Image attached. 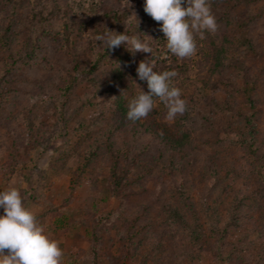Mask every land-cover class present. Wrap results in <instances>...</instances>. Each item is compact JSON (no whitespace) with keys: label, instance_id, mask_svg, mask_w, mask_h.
Here are the masks:
<instances>
[{"label":"trees","instance_id":"obj_1","mask_svg":"<svg viewBox=\"0 0 264 264\" xmlns=\"http://www.w3.org/2000/svg\"><path fill=\"white\" fill-rule=\"evenodd\" d=\"M143 3L144 0H91L93 10L90 13L76 14L71 0H0V119L12 111L10 102L13 94L21 92V85L16 81H30L25 78L24 73L25 77L20 78L22 68L46 72L55 64L56 59H53L47 43L52 40L61 41L67 54L64 73L60 78L44 86L36 94L34 91L31 93L28 89L24 90L29 99L33 100V96H37L50 101L58 119L57 126L35 127L32 113L36 105L28 100L23 107L20 122L15 125L11 123L7 130L11 139L7 143L10 162H7L4 174H13L17 157L24 150H28L26 156H29L38 147L49 149L57 138L64 143L68 122L85 107L95 109L75 130L98 132L100 141L88 143V156L80 161L78 169L73 172L72 184L75 186L86 167L102 157L98 154L99 149L104 155L111 157V165L108 167L112 175L111 192L116 196L127 190L125 179L141 160L149 164L147 170L152 171L161 166L169 175L176 168L181 170L182 162L195 168L197 163L194 164V152L204 153L197 130L204 133L208 131L221 144L228 142L231 147L240 148L248 165L247 173L242 174L252 177L258 173L259 178L257 187L253 189L256 191L253 197L250 195L253 191L249 193L247 190L237 189L230 184L232 181L222 185L224 189H230L227 193L221 191L228 200V217L223 226L216 225L215 229L210 230V238L213 239L218 260L224 264H233V252L224 251L231 231L246 223L250 225L249 228L252 225L255 230L260 228L256 219L251 216L248 204L249 201L260 198L264 191V154L257 138L249 139L252 134L249 132L255 124L263 121L264 96L259 97L253 87L258 84V74L247 65L246 60L248 56H259L264 51L257 47L250 35H243L245 29L236 32L233 30L230 34L227 27L230 23L237 29L246 28L260 12L233 17V11L240 5H247L249 0H209L216 24L219 27V23L223 22V29L217 35L216 31H205L203 39L196 35V53L191 57L178 58L167 51L163 33L159 30L160 22L154 21L143 11ZM133 13L139 21L138 25ZM106 28L118 33L125 31L129 35L137 31L145 39L148 38L144 34L151 36L155 39L150 41L152 54L137 52L133 55L123 44L111 51H104L95 37ZM237 47H243L240 49L243 50L242 57L234 58V62L229 64L234 70L233 75L225 76L227 63ZM145 58L151 60L154 71L175 70L177 75L173 78L174 85L185 90L181 95L186 100V111L173 120L166 118L165 105L155 98L153 109L147 116L135 122L126 118L129 100L141 89L148 91L146 81H140L136 73L138 63ZM216 72L219 73L218 83L224 84L226 91L231 94L237 95L240 91L245 95L249 90L254 92L255 98L247 99L246 110L232 101L225 100L222 103L214 97H197L198 88L210 86L207 77ZM237 80H242L246 88L240 90ZM79 82H89L90 85L86 95L75 105ZM215 87L218 88L219 84H215ZM198 99L206 100L205 103H208L207 100L211 101V107L208 108L207 104V108L200 111ZM212 108L221 114L216 116L215 112L211 113ZM195 114L199 115L196 122L193 117ZM150 155L156 160H152ZM213 155L208 161L205 158L203 170L211 184L217 186L221 182L220 168L224 163L217 155ZM251 158L256 162L253 163ZM61 159L63 160L62 157ZM61 159L56 158L55 162L58 163ZM234 172L237 173V169ZM242 174L238 171L237 176ZM188 185V179L184 178L175 186L183 189ZM127 191L132 193L131 190ZM167 210L173 216V219L164 221L170 228V234L183 235L182 229H187L193 236L194 228L190 217L172 205ZM116 214L119 216V213ZM124 223V230L119 231V234L121 242L128 249L136 238H144L146 242L153 243L155 249L165 248V243L152 234L153 223L141 210L131 213V217ZM199 232H194L197 238L205 235L201 225ZM262 241L264 245V239ZM186 253L187 250L183 251V254ZM250 264H264V249L258 250Z\"/></svg>","mask_w":264,"mask_h":264},{"label":"rangeland","instance_id":"obj_2","mask_svg":"<svg viewBox=\"0 0 264 264\" xmlns=\"http://www.w3.org/2000/svg\"><path fill=\"white\" fill-rule=\"evenodd\" d=\"M71 3L76 14L90 13L93 10L91 0H71ZM255 13L259 15L248 27L237 29L229 23L227 30L231 34L233 30L236 32V30L245 29L243 35H250L257 47L264 51V0H249L247 5H240L232 14L235 17ZM221 25L223 26L224 23H219V27L217 25L216 35L223 29ZM47 48L51 49L52 57L56 59L55 64L46 72L22 68L20 78L23 79L26 76L25 78L30 81H16L21 85V92L13 94L14 97L10 102L12 111L0 119V191L11 187L20 191L25 207L34 212L38 222L44 226L45 233L58 241L59 247L63 249L61 264H224L218 260L213 239L210 238V230L215 229L216 225L223 226L228 217V200L224 193L230 189H227L228 187L224 189L222 185L225 186L232 181L230 184L232 183L237 189H244L249 193L253 191L250 194L253 197L256 195L253 189L257 187L259 178L258 173L252 177L243 175L247 173L248 165L242 157L240 148L231 147L228 142L221 144L212 138L208 131L204 133L197 130V134L202 139L200 143H203L204 153L200 151L197 153L194 150L196 156L194 164L197 163L195 168L187 162H182L181 170L176 168L169 175L161 166L152 171L147 170L149 164L141 160L125 179V187L132 193L123 190L120 196H116L111 192L112 175L108 168L111 165V157L104 155L105 153L98 148V154L102 157H98L94 160L95 163L86 167L75 186L72 184L73 172L78 169L80 161L88 156L86 150L88 143L94 140L100 141L98 132L86 133L75 130V127L95 109L85 107L68 122V132L64 143L57 138L49 149L44 150L38 147L29 156H26L28 150H24L17 157L13 174L5 176L4 168L9 161L7 143L11 140L7 130L11 123L15 125L20 122L21 115L24 113L23 107L28 100L35 102L36 105L32 113L35 127L57 126L58 119L50 101L37 96H33L32 100L24 93V90L28 89L36 94L64 73L63 67L67 54L61 41L52 40L47 43ZM236 49L227 63L225 76L233 75L234 70L229 64L234 62V58L242 57L243 50L240 49L243 47ZM246 61L247 65L258 74V84L253 87L259 97L264 96V54L250 55ZM218 76V72L208 75L210 86L198 88L199 96L197 97H214L222 103L225 100L232 101L246 110L247 99L255 98L254 92L249 90V93L243 95L239 91L237 95H233L226 91L224 84L218 83ZM237 81L240 90L246 88L242 80ZM215 84H219V87L216 88ZM89 85V82H79L75 105L86 95ZM184 91L181 89L182 94ZM198 100L200 111L207 108V104L208 108L211 107V101L207 100L208 103H205L206 100ZM211 110V113L215 112L216 116L221 114L214 108ZM193 117L196 122L199 115L195 114ZM249 133H252L249 139L257 138V143L260 144L264 154V114L263 121L255 124ZM117 141L120 143L118 139ZM213 154L224 163L220 168L221 182H218L217 184H220L217 186L211 184V180L203 170V161L205 158L208 161L211 156H214ZM151 157L153 160L154 157L150 155ZM56 158L61 160L56 163ZM251 160L253 163L256 162L253 158ZM235 169L237 173L239 171L243 174L237 176ZM184 178L188 179L189 185L178 189L175 185ZM222 190L224 193H221ZM261 193L260 198L251 200L248 204L251 216L260 225L259 230L253 229V225L249 228L250 225L245 222L243 227L233 229L227 238L224 251L225 253L233 252L231 261L233 264H250L258 250L264 249L262 241L264 239L262 235L264 234V191ZM170 205L190 217L194 232H199L201 225L205 235L197 238L193 231L192 236L187 229V231L182 229L183 235L172 236L169 226L164 222L165 219H173L172 213L167 210ZM140 210L153 223L152 234L165 243L163 244L165 248L155 249L154 244L146 242L144 238H136L129 249L121 242L119 233L124 230V222L131 217V213ZM116 213H119V216H116ZM185 247L187 253L183 254Z\"/></svg>","mask_w":264,"mask_h":264},{"label":"clouds","instance_id":"obj_3","mask_svg":"<svg viewBox=\"0 0 264 264\" xmlns=\"http://www.w3.org/2000/svg\"><path fill=\"white\" fill-rule=\"evenodd\" d=\"M143 11L160 22L159 30L163 33L165 47L178 58L193 56L197 51L195 36L203 39L205 31L214 32L217 28L209 0H144ZM144 36L148 39L141 37L137 31L129 35L125 31L118 33L106 28L95 39L104 51L123 44L133 55L137 52L152 54L150 41L155 39L146 34ZM136 73L140 81H146L148 91L141 89L129 100L128 120L135 122L147 116L155 99L165 105L168 120L186 111V100L173 82L177 75L175 70L154 71L151 60L145 58L138 63ZM0 210V264H61L63 249L58 241L45 233L34 212L25 207L17 188L0 191Z\"/></svg>","mask_w":264,"mask_h":264}]
</instances>
